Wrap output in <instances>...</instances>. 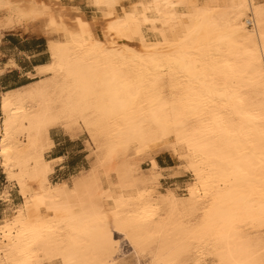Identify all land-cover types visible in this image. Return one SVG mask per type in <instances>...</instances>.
I'll list each match as a JSON object with an SVG mask.
<instances>
[{
    "label": "snow or ice",
    "instance_id": "1",
    "mask_svg": "<svg viewBox=\"0 0 264 264\" xmlns=\"http://www.w3.org/2000/svg\"><path fill=\"white\" fill-rule=\"evenodd\" d=\"M0 16L50 51L12 137L3 105L0 264H264V0H0ZM60 129L87 130L91 169L62 171ZM161 151L179 160L168 188Z\"/></svg>",
    "mask_w": 264,
    "mask_h": 264
},
{
    "label": "crops",
    "instance_id": "2",
    "mask_svg": "<svg viewBox=\"0 0 264 264\" xmlns=\"http://www.w3.org/2000/svg\"><path fill=\"white\" fill-rule=\"evenodd\" d=\"M49 55L44 37L38 35L5 34L0 36V96L3 92L25 87L34 79L30 74L36 73V68L46 65ZM1 116V115H0ZM55 147L53 158L57 154L69 159L65 146L76 143L79 139H71L62 132H54ZM169 160H172L169 157ZM157 164L159 165L158 160ZM161 167L169 168L166 161Z\"/></svg>",
    "mask_w": 264,
    "mask_h": 264
},
{
    "label": "rangeland",
    "instance_id": "3",
    "mask_svg": "<svg viewBox=\"0 0 264 264\" xmlns=\"http://www.w3.org/2000/svg\"><path fill=\"white\" fill-rule=\"evenodd\" d=\"M26 24L27 23H24V25L22 24V26L20 25L19 27H17V29H14L13 31L7 30V29L5 30V29H2L0 27V36H4L5 34H11V33L20 34L22 36H24V35L42 36L45 39L46 49H47V42H48L47 37L45 35H42V33L39 32L38 30L31 28L28 24L27 25ZM32 74H30V77H32L34 79ZM2 94H1V96H2ZM1 96H0V98H1ZM0 115H1V112H0ZM0 125H1V116H0ZM54 132H62L63 133L62 130L61 131L60 130H54L53 133ZM53 133H52V138H53ZM70 138L73 139L72 137H70ZM75 139H79V140L76 143L67 144L65 146L66 150L64 152H68L69 159L64 160L63 165L61 166L62 171L64 173H67L68 175H72V174H75L76 172H80L82 170H86V169L90 168L91 164L95 160V156H94L93 152L95 149L94 147H96V146L94 145V143L93 144L89 143L91 138L88 137V134L85 131H84V133L80 132L79 135ZM53 141H54V138H53ZM92 146H93V148H92ZM161 152L156 153L155 157H154L155 161L158 160V162H159L158 166L161 168V169H159L158 173L155 172L158 175L161 174V177L160 178L158 177L159 179L157 178L158 180L156 181V183H157V185H159L161 187L168 188L170 186L175 185V178L172 176V170L176 169V167H178L179 161L177 158H174L171 153H169L167 151H164V152L161 151ZM169 157H171L172 160H169ZM163 160H165L166 164H168V166H171L172 169H170L171 167H169V168L161 167L163 164V162H162ZM156 163H157V161H156ZM140 167L142 169H151V162L146 160L140 165Z\"/></svg>",
    "mask_w": 264,
    "mask_h": 264
},
{
    "label": "bare ground",
    "instance_id": "4",
    "mask_svg": "<svg viewBox=\"0 0 264 264\" xmlns=\"http://www.w3.org/2000/svg\"><path fill=\"white\" fill-rule=\"evenodd\" d=\"M22 24L24 25V23H17V24H14L12 26H9V27H4L3 26V18H2V16H0V27L2 29H5V30L7 29V30H12L13 31L14 29H17V27H19L20 25L22 26ZM47 52H48V55H49V61H48V63H49L50 62L49 41L47 42ZM42 67L36 68V73H33L32 74V76L34 77V80H35L34 82L30 83L29 85H27L25 87L18 88V89H15V90L12 89V91H6V92H4L2 94V96L0 98V112H1L0 142H3V129H4L3 120L5 118L4 117V107H3V105H4V102H5V98H7L8 105H9V107H8V117H7L9 119V136L12 137V136H14L16 134L17 126L18 125H22L27 120L28 114H29L30 109H31L32 104H33V98L30 97L28 95V93H30L31 90L33 89V87L35 86V83H36V80H37V76L39 74V70ZM61 130L62 129H60V131ZM85 132L87 133V130H85ZM88 137H90V136H88ZM51 138H52V135H51ZM52 142L55 145V143L53 141V138H52ZM93 146H92V148H93ZM53 149H52V152H53ZM94 156H95V154H94ZM94 164H95V160L91 164L90 168H88V169H91L94 166ZM88 169H86V170H88ZM159 169H161V168L156 163V170H155V172L158 173L159 172ZM170 169H172V167ZM83 171H85V170H82L80 172H83ZM157 173H154V174L156 175L157 178L158 177L160 178L161 177V174L158 175ZM132 210L135 211L136 209H132ZM246 230H248V229H246ZM113 235L115 236L117 234L116 233H113ZM127 246H130V242H127Z\"/></svg>",
    "mask_w": 264,
    "mask_h": 264
}]
</instances>
